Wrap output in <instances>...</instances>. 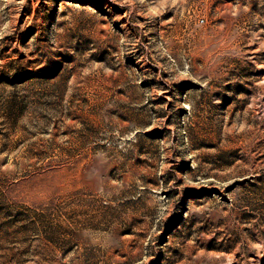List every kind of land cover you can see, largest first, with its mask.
Listing matches in <instances>:
<instances>
[{
  "label": "rangeland",
  "instance_id": "obj_1",
  "mask_svg": "<svg viewBox=\"0 0 264 264\" xmlns=\"http://www.w3.org/2000/svg\"><path fill=\"white\" fill-rule=\"evenodd\" d=\"M0 264H264V0H0Z\"/></svg>",
  "mask_w": 264,
  "mask_h": 264
}]
</instances>
